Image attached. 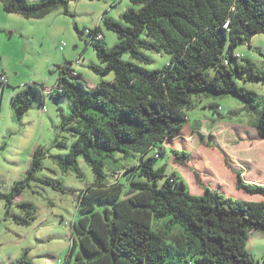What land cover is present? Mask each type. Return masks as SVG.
Returning <instances> with one entry per match:
<instances>
[{"label":"trees","instance_id":"16d2710c","mask_svg":"<svg viewBox=\"0 0 264 264\" xmlns=\"http://www.w3.org/2000/svg\"><path fill=\"white\" fill-rule=\"evenodd\" d=\"M0 2L6 13L26 19H43L59 8L69 13L67 0ZM131 3L133 7L121 15L122 22L105 21L107 29L118 34L113 48L96 44L104 38L100 27L85 31L104 65L93 70L114 73L113 82L89 87L68 64L58 69L53 95L72 101L74 110L62 127L76 137L62 167L81 176L83 158L95 176L94 185L81 196L68 262L78 248L75 264H189L190 259L197 264H257L248 243L251 233H264V184L247 183L239 172L237 188L263 198L249 202L226 196L195 172L203 189L202 195H196L182 174L168 172L166 165L157 167L155 159L170 152L175 163L192 162L190 151L171 144L185 128L195 131L187 125L186 112L195 107L194 97L232 95L258 110L257 94L239 87L235 76L264 83V71L250 60L240 62L235 49L249 35L264 34V0ZM146 51L168 55L169 63L163 70L144 68L142 64L151 63ZM126 54L132 61L124 60ZM34 92H39L38 87L29 84L13 98L18 120L30 109ZM209 106L218 109L216 104ZM258 113L256 130L264 138V110ZM135 154L140 155L139 162L126 164ZM44 155L35 151L31 176ZM124 175L136 179L124 183ZM18 195L20 190L1 195L8 213ZM21 206L32 208L28 203ZM15 221L28 224V219L18 216ZM15 264L29 262L22 259Z\"/></svg>","mask_w":264,"mask_h":264},{"label":"rangeland","instance_id":"374dc122","mask_svg":"<svg viewBox=\"0 0 264 264\" xmlns=\"http://www.w3.org/2000/svg\"><path fill=\"white\" fill-rule=\"evenodd\" d=\"M67 1L68 14L59 8L43 19L8 14L0 2V74L9 80L7 85L0 82V264H15L22 259L29 264H75L79 252L76 248L68 262L76 238L74 224L80 218L81 196L94 185L95 176L83 158L79 159L81 176L62 167L76 141L62 127L74 106L69 98H56L53 91L58 89V69L64 64L80 74L87 84L97 86L114 81V73L103 75L93 70L104 65L98 59L92 37L85 31L100 27L104 38L96 44L113 48L119 41L118 34L108 30L105 21L110 18L122 22L121 15L133 5L131 0ZM145 54L151 63L142 66L148 70H163L169 63L170 57L164 53L146 51ZM235 54L240 62L250 60L264 71V34L254 35L250 43L245 39ZM124 60L132 61L130 54ZM210 74L213 76V68ZM235 80L239 87L257 94L258 110L232 95L194 97L195 107L186 112L187 125H192L195 132L185 128V133L171 144L174 149L190 151L192 162L175 163L167 152L155 159V165L168 166V172L178 171L196 195H202L203 189L195 172L201 181L221 189L226 196L258 202L263 200L261 196L247 194L237 186L239 172L245 182L264 183V138L256 130L258 112L264 110V83L244 81L237 76ZM29 84L37 86L39 92L32 94L30 109L18 120L13 98ZM211 103L218 109H212ZM37 149L45 155L31 176ZM224 156L232 170L225 164ZM139 158L135 154L126 164H137ZM107 175L111 179L109 172ZM129 179L136 178L122 176L124 183ZM18 190L20 195L14 198L8 213L1 195H13ZM23 203L31 204L33 209L21 206ZM17 216L28 219V224H18ZM248 250L257 264H264L263 232L251 233ZM189 264L197 262L190 259Z\"/></svg>","mask_w":264,"mask_h":264},{"label":"crops","instance_id":"0c3cea01","mask_svg":"<svg viewBox=\"0 0 264 264\" xmlns=\"http://www.w3.org/2000/svg\"><path fill=\"white\" fill-rule=\"evenodd\" d=\"M0 75H2V74H0ZM4 75V74H3ZM5 78L7 79V84L9 83V80H8V78L5 76ZM87 83V82H86ZM88 86L89 87H95V83H93V84H88ZM195 132V131H194ZM208 162V161H207ZM244 178V177H243ZM247 183H254V184H261V183H259L258 181H255V182H252V181H249V182H247ZM264 184V183H263Z\"/></svg>","mask_w":264,"mask_h":264},{"label":"built area","instance_id":"2783aa9c","mask_svg":"<svg viewBox=\"0 0 264 264\" xmlns=\"http://www.w3.org/2000/svg\"><path fill=\"white\" fill-rule=\"evenodd\" d=\"M64 46L65 44L61 48H63ZM74 75H77V73H74ZM0 82L7 83V79L5 77L0 76ZM43 109L45 110V107Z\"/></svg>","mask_w":264,"mask_h":264},{"label":"water","instance_id":"95a60500","mask_svg":"<svg viewBox=\"0 0 264 264\" xmlns=\"http://www.w3.org/2000/svg\"><path fill=\"white\" fill-rule=\"evenodd\" d=\"M254 35H256V34L249 35V37H248V39H247V41H248L249 43H250V41L252 40V37H253Z\"/></svg>","mask_w":264,"mask_h":264}]
</instances>
